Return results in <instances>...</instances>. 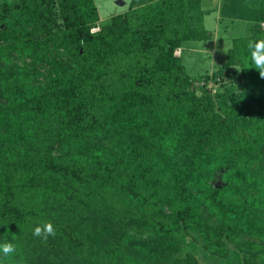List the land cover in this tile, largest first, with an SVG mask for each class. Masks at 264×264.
Returning <instances> with one entry per match:
<instances>
[{
    "label": "trees",
    "instance_id": "16d2710c",
    "mask_svg": "<svg viewBox=\"0 0 264 264\" xmlns=\"http://www.w3.org/2000/svg\"><path fill=\"white\" fill-rule=\"evenodd\" d=\"M214 10L229 27L252 22L251 32L233 36L224 64L194 76L183 50L213 37L205 16ZM99 21L96 0H0V56L14 43L35 54L33 28L65 58L40 84L8 80L0 67V243L18 246L0 264H33L37 243L25 241L46 221L57 228L49 240L63 248L41 264H200L179 254L175 236L199 229L204 202L227 220L246 216L240 228L264 236L254 218L264 193L248 178L264 166V79L249 48L264 39V0H222L215 9L203 0H130ZM203 78L218 82L217 92L195 85ZM185 155L197 156L191 170L177 162ZM68 181L86 186L74 194L71 223L23 199L65 197ZM212 230L220 242V227Z\"/></svg>",
    "mask_w": 264,
    "mask_h": 264
},
{
    "label": "rangeland",
    "instance_id": "374dc122",
    "mask_svg": "<svg viewBox=\"0 0 264 264\" xmlns=\"http://www.w3.org/2000/svg\"><path fill=\"white\" fill-rule=\"evenodd\" d=\"M204 1L205 7L212 9L219 0ZM129 2L130 0H96L100 13L99 22L106 21L113 14L124 12L128 8ZM221 2L222 0H220L219 4ZM218 16L215 10L206 16V28L213 32V37L206 40L191 41L185 48L183 59L191 75L198 76L208 73L224 64L232 46L233 36H246L251 32L252 22L250 21H234L233 25L229 27L228 21H225L228 19L220 22ZM262 27L264 29V22H262ZM32 29L33 37L38 42V49L35 54L27 53L18 43H14L11 52L7 56H0V67H2L4 77L8 80L19 81L24 79L33 84H40V82L45 80V76L54 74L57 69V63L61 62L58 64V67H60L65 61L64 57H60L59 51L46 41L47 34L45 32ZM92 30H99V26H95ZM177 53L179 54V52ZM60 58L64 59V61H61ZM54 59L57 62L55 65L53 64L55 62ZM65 66L68 68L67 66L69 65ZM3 94V88L0 86V104L6 103ZM3 130L0 128V134L3 133ZM111 139L112 134L107 133L100 137L99 142L106 148L111 146ZM196 157L192 158L185 155L183 158L178 157L177 162L187 166V170H191L194 167V163L197 162ZM257 173H259V181L255 178ZM209 177V180H212V174ZM248 178L251 179L250 183L254 185V193L260 191L264 193V166L254 170ZM212 182L214 184V180ZM68 184H70V189L65 197L47 192L45 194L33 193L30 194L29 198L25 196L23 199L28 204L66 219L71 223L79 216L78 208L74 202V194L77 195L80 191H84L86 186L77 181H68ZM200 192L203 194L204 190L201 189ZM260 202V200H256L251 208L254 209ZM256 209L254 212L256 211L258 216L254 218L258 219V222H264V207L260 208V210ZM200 211L203 222L199 225L198 230L183 227L176 233L175 239L180 247V255H185L189 251L196 256L200 264H264V236L256 235L240 228V220L248 222L246 216L240 220H227L205 202L202 204ZM91 214L93 219L98 217L97 210H93ZM89 220V223H93L90 218ZM81 222L83 223V221ZM84 224H86V221H84ZM214 227H220L222 231L221 241L218 243H216L217 235L212 230ZM27 241H36L37 243V245H33L29 249L30 255H32L34 260L33 264H41L43 259L46 262L49 261L51 256L47 255L48 253L53 255L55 251L57 253L63 248L62 242L48 240L47 243H42L33 233L31 239L26 238L25 242ZM142 244L146 245L145 240L142 241ZM151 262L152 260H150ZM172 262L173 260H169V263ZM150 263L141 262V264Z\"/></svg>",
    "mask_w": 264,
    "mask_h": 264
},
{
    "label": "clouds",
    "instance_id": "9594fccd",
    "mask_svg": "<svg viewBox=\"0 0 264 264\" xmlns=\"http://www.w3.org/2000/svg\"><path fill=\"white\" fill-rule=\"evenodd\" d=\"M251 58L255 68L259 71L260 78L264 79V39L258 42L250 43ZM33 235L38 237L42 243H47L50 237L57 235V228L51 221H46L37 224L33 229ZM18 251V246L12 241L0 243V256L8 258L15 256Z\"/></svg>",
    "mask_w": 264,
    "mask_h": 264
},
{
    "label": "built area",
    "instance_id": "2783aa9c",
    "mask_svg": "<svg viewBox=\"0 0 264 264\" xmlns=\"http://www.w3.org/2000/svg\"><path fill=\"white\" fill-rule=\"evenodd\" d=\"M179 52V50L177 51ZM218 80H220V78H218ZM195 82V85L197 87H206L209 91L215 93L217 92V88L219 86V83L216 82L213 78H210V79H197L194 81Z\"/></svg>",
    "mask_w": 264,
    "mask_h": 264
},
{
    "label": "crops",
    "instance_id": "0c3cea01",
    "mask_svg": "<svg viewBox=\"0 0 264 264\" xmlns=\"http://www.w3.org/2000/svg\"><path fill=\"white\" fill-rule=\"evenodd\" d=\"M205 1L203 0V3H204ZM219 2H220V0L217 2V4H216V6L215 7H213L212 9H215V8H217L218 6H219ZM216 13L219 15V11L218 10H216ZM208 15V14H207ZM206 15V16H207ZM206 16H205V26H206ZM218 19H219V21H220V17L218 16ZM221 22V21H220ZM219 22V23H220ZM208 29V28H207ZM209 30V29H208ZM210 31V30H209ZM213 33V32H212ZM188 46V45H187ZM230 48V47H229ZM184 55H185V50H183V57H184Z\"/></svg>",
    "mask_w": 264,
    "mask_h": 264
}]
</instances>
